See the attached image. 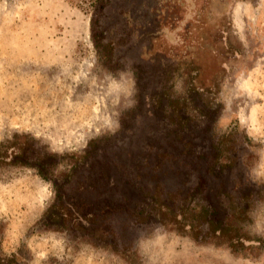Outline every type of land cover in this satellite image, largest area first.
I'll list each match as a JSON object with an SVG mask.
<instances>
[{
    "label": "rangeland",
    "instance_id": "rangeland-1",
    "mask_svg": "<svg viewBox=\"0 0 264 264\" xmlns=\"http://www.w3.org/2000/svg\"><path fill=\"white\" fill-rule=\"evenodd\" d=\"M0 157L2 261L264 264V0H0ZM55 191L105 240L39 223Z\"/></svg>",
    "mask_w": 264,
    "mask_h": 264
},
{
    "label": "trees",
    "instance_id": "trees-1",
    "mask_svg": "<svg viewBox=\"0 0 264 264\" xmlns=\"http://www.w3.org/2000/svg\"><path fill=\"white\" fill-rule=\"evenodd\" d=\"M216 151L218 150L215 148ZM215 160L217 159V153H214ZM1 158V157H0ZM145 197L149 198L146 201L141 209H138L136 213H143L145 208L154 207L156 209V215L158 221L163 224L165 223V218L163 216L169 215L172 223L178 225L176 228L180 231H184V228L187 226L188 229H194L200 224H204L207 229V234L214 238H223L224 242H227L228 245L234 246V241H240V238L245 237L243 234H239L237 229L228 224L225 220V216H217V210L213 206L198 205L197 208H189L188 206L181 205L178 210H174L170 204L171 200L166 197L163 200L160 196L158 188H155V191L149 193L144 191L142 193ZM142 204V202L140 203ZM137 206L139 204H136ZM135 205V206H136ZM161 209H165V212H162ZM143 211V212H142ZM80 212V211H79ZM75 211V206H72V203L64 202L62 200V195L55 191L54 201L47 206L44 210L39 223L42 222L44 225H53L56 228H72L77 231H85L89 233L96 242L105 240L106 233L103 232V224L101 225H92L87 227L84 224L79 222L83 219L89 223H95L93 216L87 215V213L77 215L79 213ZM146 217V216H145ZM144 217V218H145ZM142 218V220L144 219ZM236 233L235 235H233ZM198 236V232H195L193 235L194 238ZM112 237V236H111ZM234 239V240H233ZM110 243H114L112 240ZM232 243V244H231ZM240 244V242H238ZM17 259L14 256H10L4 261L0 260V264H16Z\"/></svg>",
    "mask_w": 264,
    "mask_h": 264
}]
</instances>
